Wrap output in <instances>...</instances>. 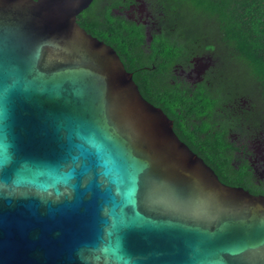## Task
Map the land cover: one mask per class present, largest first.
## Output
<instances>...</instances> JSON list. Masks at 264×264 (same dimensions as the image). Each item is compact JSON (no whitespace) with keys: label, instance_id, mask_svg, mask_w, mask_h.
Instances as JSON below:
<instances>
[{"label":"water","instance_id":"95a60500","mask_svg":"<svg viewBox=\"0 0 264 264\" xmlns=\"http://www.w3.org/2000/svg\"><path fill=\"white\" fill-rule=\"evenodd\" d=\"M91 1L0 0V264H264V195L177 136Z\"/></svg>","mask_w":264,"mask_h":264},{"label":"trees","instance_id":"16d2710c","mask_svg":"<svg viewBox=\"0 0 264 264\" xmlns=\"http://www.w3.org/2000/svg\"><path fill=\"white\" fill-rule=\"evenodd\" d=\"M141 4L149 23L135 15ZM76 19L114 48L142 96L220 181L264 195L250 146L264 140V0H92ZM197 57L208 65L183 82L176 66Z\"/></svg>","mask_w":264,"mask_h":264},{"label":"flooded vegetation","instance_id":"af4514ba","mask_svg":"<svg viewBox=\"0 0 264 264\" xmlns=\"http://www.w3.org/2000/svg\"><path fill=\"white\" fill-rule=\"evenodd\" d=\"M141 8H145L144 4L140 5ZM135 15L143 21V23H149V13L147 12V17L146 18H142L140 15H137V13H135ZM130 16V15H129ZM132 16V15H131ZM146 34H147V41L151 40V35L149 34L148 29L146 30ZM199 59V57L192 59V65L191 66H187L186 68H184V64L180 63L176 66L175 69V75L184 82V78L190 82H194L196 80V78H199V74L203 71V69L208 65L207 63L203 62L202 64H199V66L197 67L198 69H194L195 68V61Z\"/></svg>","mask_w":264,"mask_h":264},{"label":"rangeland","instance_id":"374dc122","mask_svg":"<svg viewBox=\"0 0 264 264\" xmlns=\"http://www.w3.org/2000/svg\"><path fill=\"white\" fill-rule=\"evenodd\" d=\"M137 15H140L143 19L147 17V10L146 8H138ZM205 58H199L195 61V68L198 69L197 67L199 64H202L205 62ZM251 148L255 152V156L258 159V169L264 173V140L259 141V140H254L250 143Z\"/></svg>","mask_w":264,"mask_h":264}]
</instances>
